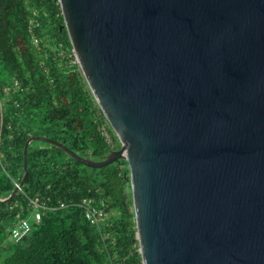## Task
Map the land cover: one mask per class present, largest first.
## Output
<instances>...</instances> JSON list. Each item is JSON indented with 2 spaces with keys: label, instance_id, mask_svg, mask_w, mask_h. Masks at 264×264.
I'll return each instance as SVG.
<instances>
[{
  "label": "water",
  "instance_id": "obj_1",
  "mask_svg": "<svg viewBox=\"0 0 264 264\" xmlns=\"http://www.w3.org/2000/svg\"><path fill=\"white\" fill-rule=\"evenodd\" d=\"M126 160L142 264H264V0H59ZM16 187L2 202L10 201Z\"/></svg>",
  "mask_w": 264,
  "mask_h": 264
},
{
  "label": "trees",
  "instance_id": "obj_2",
  "mask_svg": "<svg viewBox=\"0 0 264 264\" xmlns=\"http://www.w3.org/2000/svg\"><path fill=\"white\" fill-rule=\"evenodd\" d=\"M33 20L38 26L31 30ZM34 136L95 161L121 148L76 62L59 0H0V199L21 182L24 147ZM85 197L107 213L100 229L83 208L69 205L33 223L18 243L9 240L29 199L56 205ZM136 236L130 168L123 159L91 168L55 145L34 141L22 191L0 201L2 264H142Z\"/></svg>",
  "mask_w": 264,
  "mask_h": 264
},
{
  "label": "built area",
  "instance_id": "obj_3",
  "mask_svg": "<svg viewBox=\"0 0 264 264\" xmlns=\"http://www.w3.org/2000/svg\"><path fill=\"white\" fill-rule=\"evenodd\" d=\"M36 26H38V23L33 20L31 22V30H33ZM33 43L35 45H39V39L36 36L33 38ZM14 184L18 188V191H22L20 182L14 181ZM47 201L29 199L27 207H21V210L16 214L14 224L10 230L9 239L11 242L18 243L29 236L33 229V223H39L47 213L67 208L69 205H77L83 208L85 210V217L87 221L98 229H100L102 222H104L107 218V213L98 206L92 197H85L78 203L72 202L68 204L60 201L56 205H52L47 203ZM6 246L7 244L3 245L4 248Z\"/></svg>",
  "mask_w": 264,
  "mask_h": 264
},
{
  "label": "rangeland",
  "instance_id": "obj_4",
  "mask_svg": "<svg viewBox=\"0 0 264 264\" xmlns=\"http://www.w3.org/2000/svg\"><path fill=\"white\" fill-rule=\"evenodd\" d=\"M9 238V237H8ZM10 240V239H9ZM4 251L0 253V264L3 263V258H4V255H3Z\"/></svg>",
  "mask_w": 264,
  "mask_h": 264
}]
</instances>
